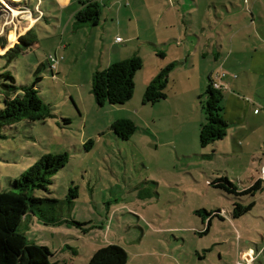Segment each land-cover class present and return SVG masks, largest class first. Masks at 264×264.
<instances>
[{"label":"rangeland","instance_id":"374dc122","mask_svg":"<svg viewBox=\"0 0 264 264\" xmlns=\"http://www.w3.org/2000/svg\"><path fill=\"white\" fill-rule=\"evenodd\" d=\"M16 1L19 0H0V38L6 40L5 46L0 45V54L14 45L35 17L36 43L12 60L0 56V82L5 81L6 74L13 77L16 85L29 84L39 76L38 94L52 117L44 122L21 120L1 130L0 190L11 189L10 181L43 153L65 152L68 161L54 174L49 193H33L58 199V218L82 223L45 225L37 214L28 212L20 225L28 238L48 246L53 253L51 259L63 264H86L94 251L107 244L125 249V264H235L238 250L248 246L254 250L264 248V171L259 166V158L264 159V73L248 69L250 51L254 46L257 51L264 47V0H248V4L245 0H208L205 31L189 32L199 36L203 44L207 36L211 43L221 37L225 48H232L229 59L221 66L210 54L206 60L197 56L195 74L212 66L213 77L216 71L224 73L222 80L232 83L230 88L244 100L240 117L227 120L223 139L205 147L200 146L198 134L183 147L158 141L153 135L154 124L146 123L151 116L141 110L144 91L139 96L133 92L123 104L101 106L91 92L92 68L104 69L109 51L115 62L114 54L120 47L126 49L122 59L141 57L143 65L138 73L151 72L158 64L167 66L159 51L165 50L166 42H176L171 39L176 33L169 24L165 25L166 21L153 19L151 10L155 6L159 10L174 6L184 9L183 0H157V5L147 0L144 6L140 4L143 17L138 30L133 26L135 18L129 22L124 11L119 16L120 25L111 16L105 21V15H101L96 25L69 24L64 29L69 9L59 13L52 0ZM197 1L199 6L192 0L188 3L200 8V16L206 0ZM15 2H25L27 6ZM99 7L101 12L103 7ZM251 8L256 14L253 26L258 28L259 40L250 36ZM116 36H121L122 42L116 43ZM128 37L133 38L130 41ZM61 42L66 45L60 47ZM49 55L61 57L53 70ZM181 69L173 64L168 92L183 79ZM204 89L195 97L203 122ZM121 118L132 120L136 127L127 139L117 136L111 127ZM232 134L247 138L249 148L237 150V155L227 153L224 138ZM221 175L244 184L260 176L261 189L239 197L226 194L209 185L211 179ZM72 186L78 188L77 197L67 203ZM234 201L253 204L249 211L233 218ZM201 208L219 210L223 216L212 219L206 234L199 233L205 224L194 212ZM253 264H264V253Z\"/></svg>","mask_w":264,"mask_h":264},{"label":"trees","instance_id":"16d2710c","mask_svg":"<svg viewBox=\"0 0 264 264\" xmlns=\"http://www.w3.org/2000/svg\"><path fill=\"white\" fill-rule=\"evenodd\" d=\"M82 7L75 13L74 22L98 24L100 7L96 0H80ZM21 5L20 3H14ZM36 43V34L30 27L20 35L13 46L7 48L1 57L12 60L22 54L27 48ZM0 45L5 46V38H0ZM161 55V54H160ZM141 57L133 55L128 58L115 61L102 70H96L91 79V92L98 105L105 103L120 105L129 100L134 92V75L142 67ZM173 64L170 63L154 76L146 85L143 102L155 103L167 96V85ZM40 80L36 76L29 84L16 85L10 74L5 75V81L0 82V94L3 106L0 108V136L5 127L21 121L28 122L45 121L52 117L46 104L38 94L37 83ZM213 79L208 77L205 85L203 104L204 122L198 130V138L201 147H205L227 134L228 123L223 116L222 88L213 86ZM67 121V119H64ZM112 129L115 134L127 139L134 133L136 127L132 120L121 118L113 122ZM68 161V155L62 153H43L33 164L25 169L18 177L10 181L11 189L0 190V264H63L58 260H52L53 253L48 246L35 242L28 238L26 232L20 230L27 213L37 214L43 224H59L72 222L78 226L82 223L58 218L55 214L59 200L50 195L36 196L34 190H43L49 193V185L53 182V176ZM260 181L256 180L251 186L241 191L237 185L227 176L221 175L209 181V185L226 194L235 197L253 194L260 189ZM77 187L68 189L67 203L77 197ZM252 202L242 205L234 201L231 216L237 218L250 210ZM195 214L201 217L205 228L199 232L206 234L211 225V219L220 217L219 210L208 211L196 209ZM127 253L118 244H107L98 248L90 256L86 264H125Z\"/></svg>","mask_w":264,"mask_h":264},{"label":"crops","instance_id":"0c3cea01","mask_svg":"<svg viewBox=\"0 0 264 264\" xmlns=\"http://www.w3.org/2000/svg\"><path fill=\"white\" fill-rule=\"evenodd\" d=\"M96 1L99 3V5H101V7H103L101 9L100 16L105 15L106 17L105 21H107L108 16H111L112 21L116 19V21H118L116 24L120 25L119 16L124 11V13H128L129 22H131L133 17L135 18V23L133 24V26H136L137 30L139 29V21L140 18L143 17L141 13L142 8L140 7L141 6L140 4L144 6L147 0H96ZM192 1L196 4V6H199L197 0H192ZM52 2L58 6L59 13H62V11L65 8L69 9V15H68V19H66L65 21L64 29L69 24H71V26L74 27L75 22L74 21L72 22V20L74 19L75 13L82 7V4L80 2L79 4H77L73 0H52ZM157 2H158L157 0H152V5H157ZM176 2L178 3V0H176ZM207 2L208 0L204 1L203 12L202 14H200V16H199L200 8H194L193 4L188 3V0H183L182 5L185 6L184 9L174 6V8L171 9L159 10V8L155 6V8L153 7L154 9L151 10L153 12L152 14L153 19H157V22L159 21L160 23L166 21L165 25L169 24L170 25L169 27L171 29L174 28L176 36L172 37L171 39H175L176 42L175 43L166 42L165 50L163 51L160 50L159 52L167 64L177 63L182 68L180 72L183 73L184 75L183 79H181V81L179 82V85L175 84L171 88L172 90H170L169 92L167 91L166 98L161 99L153 104L144 103L142 101L143 105H141V110H147L148 115L151 116L150 120H147L146 123L148 124L149 121V123L152 122L154 124L153 125L154 137L158 141H161V143L166 145L172 144L174 146L177 145L183 147L182 146L183 144L188 143L189 140L195 138V136L198 134L199 127L203 123V113L198 110L199 104L195 97L202 93L206 85V78L208 79V77L212 78L214 81H217L221 85L225 86V88L222 89V93H223L222 104L224 103L223 116L226 121L230 118H239L244 110V100L241 97V95L239 93L234 92L230 88L232 83L224 82L222 80V77H224V73L220 74L219 72L216 71L215 77H213V73L215 71L214 68L211 66L210 68L208 67L203 68L195 74L196 72L195 63H197V56L200 60L201 59L206 60L210 54L211 56H213L214 62L217 63V65L220 64L221 66L227 62L229 56L232 53V48L229 49L225 48V43L221 37L219 38L218 41L216 40L211 43L209 40H207L209 39V37L207 36L205 37L206 41H204L205 43L203 44L199 36H196L194 34L193 35L189 34V32H194V31H198L200 33H203L205 31L206 28L205 23L208 20V16H209V9H208L209 4H207ZM245 2L248 4V0H245ZM25 4L26 3L24 2V4L21 5H25ZM250 13L253 16L252 24H251L253 26L256 16L253 8H251ZM214 15L215 17L219 16L217 10H215ZM34 19H35V21H33L34 23H30L27 26L28 29L30 27L34 28L36 26L37 19L36 17ZM57 21L59 24L61 23L60 17L57 18ZM16 26L17 23H15L14 29L17 28ZM210 27L211 26H209V28ZM252 28L253 29H251L250 36L256 38V40H259V36L257 34L258 28L256 27V25L253 26ZM137 36L139 38V34H137ZM116 37H120L122 39L121 36H116ZM131 38L133 37H128L127 39L131 41L132 40ZM120 42H122V40ZM116 43L119 42L116 41ZM64 45L66 44L65 43L63 44V42L60 43V47ZM203 47H205V49ZM124 50L122 47L117 49V52L114 54L115 57L114 61H119L123 58V56L121 55H125L123 54L125 53ZM257 50H258L257 46H254L253 50L250 51L251 55L248 63L249 64L248 69L255 72L256 70H260L264 73V47H262V50L260 51ZM111 63H113V60H111L110 58V51H109L105 68ZM163 65L164 63L158 64V66H156L154 69H152L151 72L148 73L136 72L134 75V83H135L134 93L136 92L138 96L141 95L142 91H144L148 82L154 76H156L159 70L163 68ZM258 66H260V69ZM96 70H101V68L99 69L98 66H94V68H92L91 70V74L93 75V73ZM137 74H141V75L138 76ZM138 110L139 108L136 107L135 111ZM162 135H163V139L161 137ZM224 139H227L226 141L227 143L225 145L226 146L225 149L228 151L227 153H232L234 155H237L236 154L237 150L241 151L243 149L249 148L250 141H247V138L246 140H244V138L241 139L240 137H238L237 134H232L229 137H225ZM259 159H260L259 166L260 167L262 166V169L264 171V163H263L264 159L262 157ZM226 169L227 168H224L223 173L228 176V172L226 171ZM257 170L258 168H256V171ZM256 180L260 181L259 185L261 189L260 176L255 177L254 180L250 178L249 183L247 184H244V182L241 180H239L238 182L234 181V183L237 185L238 190L241 191L251 186ZM220 217L223 218V216ZM263 253H264V248H259V249L257 248L254 250L253 247L248 246L243 250H238L235 264H237L238 262H245L246 260H251L250 262L251 264H253V262L257 259V257Z\"/></svg>","mask_w":264,"mask_h":264},{"label":"built area","instance_id":"2783aa9c","mask_svg":"<svg viewBox=\"0 0 264 264\" xmlns=\"http://www.w3.org/2000/svg\"><path fill=\"white\" fill-rule=\"evenodd\" d=\"M28 10V9H27ZM117 42H120L122 39L120 37H116L115 39ZM61 57H57V55H49L48 56V62L50 64L51 69L53 70L56 68L57 62L59 61ZM213 86L216 88H225V86L221 85L217 81H213ZM251 260H246L245 262H238L237 264H251Z\"/></svg>","mask_w":264,"mask_h":264}]
</instances>
